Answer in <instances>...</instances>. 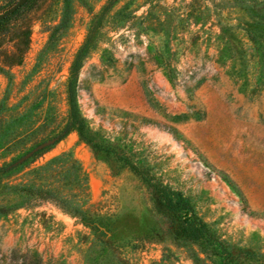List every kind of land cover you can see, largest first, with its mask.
Masks as SVG:
<instances>
[{
  "label": "rangeland",
  "instance_id": "rangeland-1",
  "mask_svg": "<svg viewBox=\"0 0 264 264\" xmlns=\"http://www.w3.org/2000/svg\"><path fill=\"white\" fill-rule=\"evenodd\" d=\"M18 21L30 49L0 65V168H16L0 173V264H264V0H29ZM78 54L92 145L56 140Z\"/></svg>",
  "mask_w": 264,
  "mask_h": 264
},
{
  "label": "trees",
  "instance_id": "trees-1",
  "mask_svg": "<svg viewBox=\"0 0 264 264\" xmlns=\"http://www.w3.org/2000/svg\"><path fill=\"white\" fill-rule=\"evenodd\" d=\"M26 4L20 9H18L16 12H14L13 14L9 15L8 17L0 21V40L3 38L9 37L12 43L11 48L9 50H5L2 52L4 53V57L0 59V65L4 67H14V66L21 65L24 61L26 54L28 53L30 49L31 26L30 24L18 21V16L22 12ZM86 45H87V42L82 46V48L80 49L78 53H82ZM79 58H80V55L78 54V56H76V60L74 61V64L72 65L71 77L68 83V98H69L70 108H71L70 122L68 123L64 131L56 137V140L60 141L69 132L76 130L80 133V136L83 140H85L88 144L92 145L93 136L86 128V120L81 115L80 110L78 109L76 94H75L76 93L75 86L73 85V81L76 79V75L78 72ZM56 160H59V159H56ZM70 161H71V166L77 169V171L79 172L80 179L83 182V188L85 190V194L87 195L88 187H87L86 176L80 164L78 163V161L72 158ZM15 169L11 167V165H6L0 168V173L6 175L7 173ZM133 170L138 172V170L134 167H133ZM32 192L33 194H36V196L40 199L50 200L54 202L56 205L60 206L65 211H68L74 214H80V212H82L78 207H73V208L67 207L66 198L62 197V195H59V193L57 192H53L49 190H42V189H37ZM155 201H156V204L158 205L159 210H161L163 213L174 214L172 216L174 217V219L178 220L182 224L186 223V219L188 218V215H186L180 203H178L177 206L171 205L170 202L165 201V196L163 195L162 191H156ZM173 207H177V210L174 213H171L172 212L171 208ZM9 209H10V206H6L2 210L6 211ZM187 227H182L181 231L187 228L185 233H188L189 237H193L194 240L200 242L202 239V232H203L201 227H198V224H195L192 221H189L187 223ZM207 236H210V235L207 234ZM211 246H213L212 250L216 251L215 249L216 247H214V245H211Z\"/></svg>",
  "mask_w": 264,
  "mask_h": 264
},
{
  "label": "water",
  "instance_id": "water-1",
  "mask_svg": "<svg viewBox=\"0 0 264 264\" xmlns=\"http://www.w3.org/2000/svg\"><path fill=\"white\" fill-rule=\"evenodd\" d=\"M29 0H19L13 7H11L9 10L5 11L4 13H2L0 15V21L3 20L4 18L8 17L9 15L13 14L14 12H16L18 9H20L21 7H23ZM49 143H45L43 145H41L39 148H37L35 151L31 152L30 154H28L26 158L31 157L34 152H36L37 150L46 147Z\"/></svg>",
  "mask_w": 264,
  "mask_h": 264
}]
</instances>
